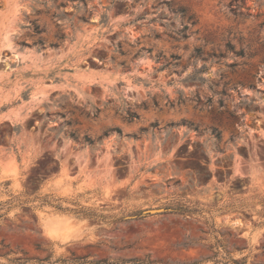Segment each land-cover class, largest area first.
I'll list each match as a JSON object with an SVG mask.
<instances>
[{"label":"rangeland","instance_id":"374dc122","mask_svg":"<svg viewBox=\"0 0 264 264\" xmlns=\"http://www.w3.org/2000/svg\"><path fill=\"white\" fill-rule=\"evenodd\" d=\"M131 259L264 264V0H0V264Z\"/></svg>","mask_w":264,"mask_h":264},{"label":"trees","instance_id":"16d2710c","mask_svg":"<svg viewBox=\"0 0 264 264\" xmlns=\"http://www.w3.org/2000/svg\"><path fill=\"white\" fill-rule=\"evenodd\" d=\"M187 30H188V27L186 26L181 32H179V36L182 39L187 38V32H186ZM236 56L242 57L243 52H237ZM95 264H155V263H152L149 260L131 259V260H123V261H102V262H97ZM194 264H197V263H194ZM223 264H246V262L238 261V260H231V262L223 263Z\"/></svg>","mask_w":264,"mask_h":264},{"label":"water","instance_id":"95a60500","mask_svg":"<svg viewBox=\"0 0 264 264\" xmlns=\"http://www.w3.org/2000/svg\"><path fill=\"white\" fill-rule=\"evenodd\" d=\"M164 210L162 209H159V210H151V211H148L147 214H156V213H159V212H162Z\"/></svg>","mask_w":264,"mask_h":264}]
</instances>
